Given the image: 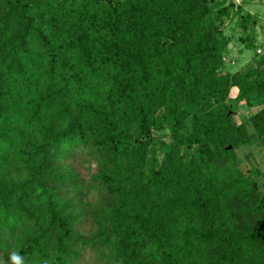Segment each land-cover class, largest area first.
<instances>
[{"label": "trees", "instance_id": "16d2710c", "mask_svg": "<svg viewBox=\"0 0 264 264\" xmlns=\"http://www.w3.org/2000/svg\"><path fill=\"white\" fill-rule=\"evenodd\" d=\"M246 2L0 0V262L264 264L233 117L261 107L247 123L264 146V58L224 67L225 22L257 23ZM78 154L87 182L64 164Z\"/></svg>", "mask_w": 264, "mask_h": 264}, {"label": "rangeland", "instance_id": "374dc122", "mask_svg": "<svg viewBox=\"0 0 264 264\" xmlns=\"http://www.w3.org/2000/svg\"><path fill=\"white\" fill-rule=\"evenodd\" d=\"M236 5L243 4V0H228ZM246 10L257 17L256 25H248L247 31H243L241 27L233 21L226 23L224 27V34L231 38L227 51L224 54V67L230 73H243L244 71L254 68L256 61L264 58V0H246ZM248 37L254 40L256 51L246 50L239 38ZM264 72V63L260 65ZM237 93L236 88L230 91V97H235ZM261 107L249 108L243 102L238 104L235 110L234 120L237 123L246 122V128L249 134L250 143L241 146L236 151V164L243 170L252 169L257 172L253 175L258 185L259 191L264 195V146L256 138L254 129L247 123L251 115L256 113ZM164 140L168 142L170 139L163 132ZM64 164L67 165L71 171L78 174L85 182L94 174L96 167L91 158L78 154L76 157L65 159ZM98 195L93 193L88 196V200L92 203L98 201ZM79 229L86 235H91L96 230V225L87 220V222L79 225ZM84 259L93 262L94 255L90 251L84 253ZM0 264H12L7 262H0Z\"/></svg>", "mask_w": 264, "mask_h": 264}, {"label": "clouds", "instance_id": "9594fccd", "mask_svg": "<svg viewBox=\"0 0 264 264\" xmlns=\"http://www.w3.org/2000/svg\"><path fill=\"white\" fill-rule=\"evenodd\" d=\"M18 259H19L18 257L13 256V260H14V261H18Z\"/></svg>", "mask_w": 264, "mask_h": 264}, {"label": "water", "instance_id": "95a60500", "mask_svg": "<svg viewBox=\"0 0 264 264\" xmlns=\"http://www.w3.org/2000/svg\"><path fill=\"white\" fill-rule=\"evenodd\" d=\"M228 148H230V146Z\"/></svg>", "mask_w": 264, "mask_h": 264}]
</instances>
